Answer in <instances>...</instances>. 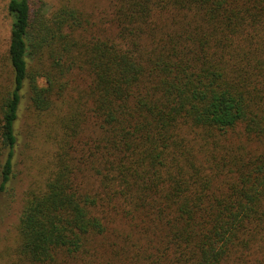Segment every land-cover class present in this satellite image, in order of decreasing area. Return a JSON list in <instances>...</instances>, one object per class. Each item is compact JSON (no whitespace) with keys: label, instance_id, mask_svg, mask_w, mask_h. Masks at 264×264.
I'll list each match as a JSON object with an SVG mask.
<instances>
[{"label":"trees","instance_id":"trees-1","mask_svg":"<svg viewBox=\"0 0 264 264\" xmlns=\"http://www.w3.org/2000/svg\"><path fill=\"white\" fill-rule=\"evenodd\" d=\"M107 1L8 0L0 196L50 146L12 264H264V0Z\"/></svg>","mask_w":264,"mask_h":264},{"label":"rangeland","instance_id":"rangeland-1","mask_svg":"<svg viewBox=\"0 0 264 264\" xmlns=\"http://www.w3.org/2000/svg\"><path fill=\"white\" fill-rule=\"evenodd\" d=\"M35 7L46 13L51 12L62 2H68L79 10L88 13L93 35H112L109 23L110 4L107 0H30ZM8 0H0V98L9 85L10 65L8 62V42L11 18L7 12ZM98 28L103 29L100 31ZM99 33V34H97ZM26 98L23 99V106ZM24 122L20 115V123ZM24 140V139H23ZM50 146L34 141L25 146L23 141L15 149L14 168L8 189L0 196V264H12L16 244L15 226L22 208L24 194L31 182L42 179V165Z\"/></svg>","mask_w":264,"mask_h":264}]
</instances>
